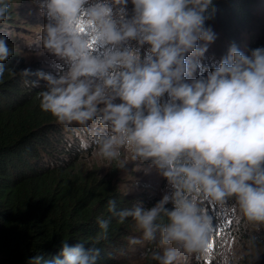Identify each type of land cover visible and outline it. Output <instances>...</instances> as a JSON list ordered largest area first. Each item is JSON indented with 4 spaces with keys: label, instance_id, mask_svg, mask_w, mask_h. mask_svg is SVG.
Returning <instances> with one entry per match:
<instances>
[{
    "label": "clouds",
    "instance_id": "9594fccd",
    "mask_svg": "<svg viewBox=\"0 0 264 264\" xmlns=\"http://www.w3.org/2000/svg\"><path fill=\"white\" fill-rule=\"evenodd\" d=\"M127 2L38 0L48 21L39 30L43 48L67 66L59 76L38 73L46 81L39 107L65 129L86 130L82 148L93 146V156L107 165L150 161L167 180L171 191L150 209L137 203L117 211L113 199L107 202L118 224L131 218L141 234L129 237L130 245H155L141 260L203 258L221 228L213 226L207 206L218 207L223 224L235 223L237 232L241 225L255 233L264 226V47L246 54L232 45L206 78L189 83L185 77L197 65L187 56L202 57L216 38L205 26L213 0H131L130 20ZM113 6H120L115 15ZM9 9L10 0H0V23L10 18ZM130 41L149 46L143 59L138 50H121ZM97 45L106 49L102 56L93 55ZM11 55L0 36V62ZM4 75L0 64V79ZM164 94L170 101L161 105ZM97 223L93 247L65 242L51 264H97L95 245L108 239L110 221ZM257 240L249 232L244 244L239 236L231 247L217 241V264H239ZM245 245L247 252L238 254ZM42 261L49 264L42 255L30 264Z\"/></svg>",
    "mask_w": 264,
    "mask_h": 264
},
{
    "label": "trees",
    "instance_id": "16d2710c",
    "mask_svg": "<svg viewBox=\"0 0 264 264\" xmlns=\"http://www.w3.org/2000/svg\"><path fill=\"white\" fill-rule=\"evenodd\" d=\"M206 14L211 18L205 26L213 29L216 38L198 57L199 63L193 55L187 56V62L197 65L195 79L207 77L206 64L210 71L215 70L232 45L246 54L264 47V0H213ZM10 22L9 18L0 23V36L13 35L14 43L31 48ZM133 42L135 49L138 43ZM7 44L12 55L0 62L5 69L0 79V264H30L40 255L51 264L60 256L65 242L70 247L83 243L85 249L91 248L100 231L98 218L109 220L110 226L108 239L95 245L100 250L97 264L140 263L141 252L150 247L129 244V237H135L137 232L134 221L128 218L118 224L108 212L107 202L113 199L117 211H121L137 203L150 209L158 201L144 197L128 200L117 192L110 177L102 176L95 166H86L85 154L93 150V146L82 148L87 131L79 126H75V131L65 129L39 107L37 95L46 90V81L38 73L50 74L49 71L37 62L27 63L15 46ZM204 44L200 42L201 46ZM142 47L138 51L143 59L144 47L148 45ZM208 50L218 52L213 62L206 56ZM169 101L164 94L159 103ZM166 207L171 210L173 205ZM219 211L218 207L207 206L214 227L222 219H216ZM262 227L257 240L261 250L257 264H264ZM141 264L158 262L144 260Z\"/></svg>",
    "mask_w": 264,
    "mask_h": 264
},
{
    "label": "rangeland",
    "instance_id": "374dc122",
    "mask_svg": "<svg viewBox=\"0 0 264 264\" xmlns=\"http://www.w3.org/2000/svg\"><path fill=\"white\" fill-rule=\"evenodd\" d=\"M95 1L97 0H90V4L95 3ZM119 7L120 6H113L114 15L118 11ZM124 11L125 18L130 20L134 15V5L131 1L124 6ZM9 17L11 19L10 24L16 27L15 33L17 35H21V37L24 38L25 41L29 42L32 47L28 48L14 43V38H12L13 35L6 36V39L8 40L7 43L15 46L27 63L37 62L40 67L48 70L53 76H59L67 70V66L63 61L57 59L54 55L50 54L43 48L42 40L35 34H41L39 30L43 29L44 25L48 22L46 17L41 14V10L38 6V0H10ZM124 47H128L133 50L143 49L140 45H137L134 49L133 41L128 42L127 45H122L121 50H123ZM148 47H144V52H146ZM105 50V48L97 45L93 49V55L102 56ZM206 54L208 60L213 62V60L216 59L218 52L215 51L212 53L211 50H208ZM194 61L197 63L200 62L197 56H194ZM205 66L206 67L204 69L206 72H210L208 68L209 65L206 64ZM193 80H196L195 71H192L190 75L185 77L186 82L191 83ZM120 102L121 101L119 99L115 101L117 104ZM100 107H103V105ZM83 160H85L88 168L95 166L102 176L110 177L112 179V184L117 189V192H119L122 196H125L128 200H136L144 197L154 198L159 202L163 198L164 194L171 191L167 180L155 167L151 166L150 161L129 160L123 168H120L118 163L115 161L110 165H107V162L95 158L93 156V150L92 152L85 154V158ZM216 215L217 221L222 218L220 211L217 212ZM222 221L223 218L220 220L219 224L221 228L214 237L213 248L209 250L205 257L200 258L194 254L187 259L176 262V264H217V258L215 257L217 241L222 242L225 246L231 247L237 244L238 236L239 243L244 244L249 232L257 235V237L260 233H255L251 228L245 230L242 225L239 227V232H237V226H234L235 223L229 225L227 222L223 224ZM261 229H263V227H261ZM140 235L141 234L139 232H136L133 236L139 238ZM144 246L155 248L154 244H149L148 242H145ZM241 251L247 252V246L245 245L243 249L237 248L238 254ZM260 251V248L257 246L253 253L251 255H245L244 258L239 261V264H257L258 257L254 258V256L257 253L259 256ZM143 261L144 260L140 259V263L138 264H141Z\"/></svg>",
    "mask_w": 264,
    "mask_h": 264
}]
</instances>
